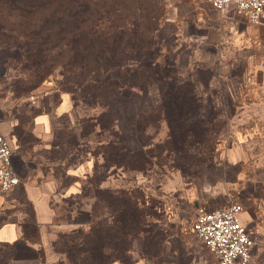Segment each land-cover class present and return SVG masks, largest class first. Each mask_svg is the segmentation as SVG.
I'll use <instances>...</instances> for the list:
<instances>
[{"label": "rangeland", "instance_id": "1", "mask_svg": "<svg viewBox=\"0 0 264 264\" xmlns=\"http://www.w3.org/2000/svg\"><path fill=\"white\" fill-rule=\"evenodd\" d=\"M178 1L142 0L149 9L161 8L156 33L160 63L152 71L134 75L143 84L140 89L125 87L105 108L101 101L82 94L93 75L80 73L83 56L81 47L75 52L77 36L67 45L43 46L32 52L0 47V130L7 129L0 135L12 150L24 151L41 169L59 177L63 188L70 183L74 167L90 160L82 194L74 198V205L67 203L69 209L90 207L96 188H104L102 181L107 176L118 179L119 186L112 182L108 188L125 193L118 207L127 208L137 222L128 225L119 219L118 228L112 227L107 218L114 209L101 207V219L116 238L111 241L113 247L97 252L96 258L104 259L102 264H133L139 259L149 264H217L193 236L190 224L198 205L213 209L230 202L243 206L241 216L246 219L242 223L253 238L254 259L264 264V44L261 38L253 40L260 68L249 72L240 66L236 81L251 84L246 98L231 106L228 79L218 73L221 59L198 60L196 54L184 51L182 41L170 36L171 25H164L166 6ZM127 2L123 0L124 11L114 14L137 16ZM66 29H71L70 23ZM206 64L211 70L200 69ZM111 75L126 84L125 70H112ZM207 81L218 97L214 102L200 85ZM188 83L192 87L186 88ZM65 92L78 111L70 118L56 119V130L47 144L35 132V119L44 107L52 113L58 95ZM108 109L115 115L107 116ZM109 144L141 155L119 159L108 151ZM234 148L241 157L231 163L229 153ZM134 204L139 209L136 215L128 209ZM22 209L30 225L31 208L23 202ZM59 213L65 219L69 216L64 208ZM88 230L55 235L61 264H93L95 257L90 259L85 251H96L94 239L87 238Z\"/></svg>", "mask_w": 264, "mask_h": 264}, {"label": "crops", "instance_id": "2", "mask_svg": "<svg viewBox=\"0 0 264 264\" xmlns=\"http://www.w3.org/2000/svg\"><path fill=\"white\" fill-rule=\"evenodd\" d=\"M164 17V25L172 27L170 36L184 43L185 52L196 54L198 60L206 62L214 58L221 59L218 73L228 79L227 100L231 106L232 102L245 99L251 82L244 79L237 82L236 78L241 72V65L248 71L260 68L257 66L260 65L259 55L252 44L257 38H261L264 44V22L258 27L250 25L234 12L219 13L202 0L169 2ZM262 50L264 55V46ZM200 69L211 70L209 64L205 68L201 65ZM194 81L200 82L199 79ZM200 85L207 99L216 101L218 97L212 93V82ZM70 97L68 93L59 94L52 113L44 107L37 114L35 132L43 142L48 141L47 144H50L57 118H70L76 112ZM0 133L5 135L7 129H1ZM13 154V165L21 175L22 184L11 192H0V264H61L60 254L53 249L55 235L88 228L91 223L90 207L73 206L75 209H69L67 206L70 201L74 205V198L82 194L87 172L91 171V162L88 159L75 166L69 173L70 183L63 188L59 185V177L49 170L41 169L38 161L27 157L24 151L15 147ZM229 156L231 163H236L241 157L235 148ZM112 182L119 186L118 179L112 176H107L101 184L108 188ZM23 202H29L32 208L37 231L34 236L22 228L27 220V213L22 209ZM60 208L69 213L67 219L59 213ZM245 219V216H241L242 222ZM133 264L149 263L139 259Z\"/></svg>", "mask_w": 264, "mask_h": 264}, {"label": "trees", "instance_id": "3", "mask_svg": "<svg viewBox=\"0 0 264 264\" xmlns=\"http://www.w3.org/2000/svg\"><path fill=\"white\" fill-rule=\"evenodd\" d=\"M126 2L135 8L137 16L114 14L126 9V4H122L123 0H0V47L32 52L43 46L67 45L72 36V39L77 36L74 38L79 40L75 52L81 47L79 52L83 56L80 73L93 75L88 81V89H83L82 94L90 96L96 102L101 101L103 108L108 107L125 87L140 89L143 86L141 82L134 80V75L152 71L160 63L156 33L162 17L161 8L149 9L142 0ZM69 23L71 29L66 31ZM87 30H91L89 35ZM115 69L125 70L128 75L126 84H121L111 75V71ZM185 86L192 87L189 83ZM166 95L174 97L172 93L166 92ZM105 114L109 117L115 115L109 109L105 110ZM108 151L115 152L119 159L128 155L135 159L141 155L116 144H109ZM21 184L20 182L17 187ZM96 190L95 202L90 206L91 223L87 233V238L94 239L96 251L91 252L88 248L85 251L91 254L90 259L95 257V264H102L104 259L96 258L97 252H103L109 245L113 247L111 241L116 239L110 234L108 224L118 228L119 219L125 220L128 225L137 222V219H133L124 206L118 207L124 192L117 194L109 188ZM24 203L31 208L29 202ZM101 207L105 211L114 209L108 214V224L101 219ZM128 209L133 210L135 215L139 213L136 204ZM30 218L31 224L26 220L22 228L34 236L37 231L32 208ZM80 230L83 229L63 234ZM53 249L55 250V241ZM65 254L70 257L68 252Z\"/></svg>", "mask_w": 264, "mask_h": 264}, {"label": "built area", "instance_id": "4", "mask_svg": "<svg viewBox=\"0 0 264 264\" xmlns=\"http://www.w3.org/2000/svg\"><path fill=\"white\" fill-rule=\"evenodd\" d=\"M219 13L232 11L250 25L264 21V0H202ZM13 150L0 135V192L13 191L21 182L12 163ZM243 206L230 202L224 207L195 208L190 231L215 257L217 264H258L254 259V241L241 222Z\"/></svg>", "mask_w": 264, "mask_h": 264}, {"label": "water", "instance_id": "5", "mask_svg": "<svg viewBox=\"0 0 264 264\" xmlns=\"http://www.w3.org/2000/svg\"><path fill=\"white\" fill-rule=\"evenodd\" d=\"M13 157H14V154H12V163H13ZM13 166H14V165H13ZM14 169H15L17 175L19 176V178H20V180H21V175H20V173L17 171V169H16L15 167H14Z\"/></svg>", "mask_w": 264, "mask_h": 264}, {"label": "bare ground", "instance_id": "6", "mask_svg": "<svg viewBox=\"0 0 264 264\" xmlns=\"http://www.w3.org/2000/svg\"><path fill=\"white\" fill-rule=\"evenodd\" d=\"M242 214V213H241ZM241 214H240V216H241ZM242 222V221H241Z\"/></svg>", "mask_w": 264, "mask_h": 264}]
</instances>
